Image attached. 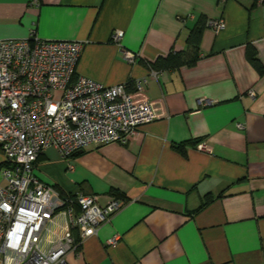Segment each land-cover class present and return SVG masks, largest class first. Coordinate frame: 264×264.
<instances>
[{"label":"crops","instance_id":"obj_1","mask_svg":"<svg viewBox=\"0 0 264 264\" xmlns=\"http://www.w3.org/2000/svg\"><path fill=\"white\" fill-rule=\"evenodd\" d=\"M200 16L207 26L194 65L151 68L188 51ZM32 31L81 41L76 72L126 84L156 116L125 143L89 145L68 159L49 146L39 156L35 174L61 195L125 201L68 264H264V74L246 58L250 43L264 63V0H0V39ZM181 143L185 154L174 148Z\"/></svg>","mask_w":264,"mask_h":264},{"label":"built area","instance_id":"obj_2","mask_svg":"<svg viewBox=\"0 0 264 264\" xmlns=\"http://www.w3.org/2000/svg\"><path fill=\"white\" fill-rule=\"evenodd\" d=\"M210 25L224 28L222 20ZM82 48L79 40L45 39L34 31L0 39V264H68L67 254L125 203L116 196L101 205L97 195H61L35 174L49 146L68 159L89 145L125 143L156 118L151 100L134 98L126 84L78 74ZM123 56L135 58L129 50ZM146 84L136 79L135 90Z\"/></svg>","mask_w":264,"mask_h":264},{"label":"trees","instance_id":"obj_3","mask_svg":"<svg viewBox=\"0 0 264 264\" xmlns=\"http://www.w3.org/2000/svg\"><path fill=\"white\" fill-rule=\"evenodd\" d=\"M207 26V19L205 16H200L194 25L189 29L186 38L188 51H170L165 56H159L156 60L150 63L151 68L155 70L162 69H175L183 65L192 66L199 58L200 41L204 28ZM246 58L249 63L256 69L259 74H264V63L260 61L257 56V51L253 45L248 43L246 45ZM198 141V140H197ZM197 141L187 142L190 145L195 144ZM186 143L177 144L175 149L185 154ZM119 197V196H116ZM120 198V197H119ZM213 196L207 195L198 209L205 206L211 201ZM197 209V210H198Z\"/></svg>","mask_w":264,"mask_h":264}]
</instances>
